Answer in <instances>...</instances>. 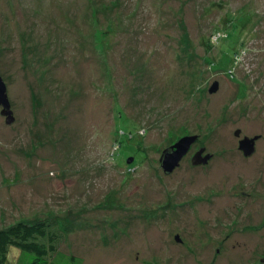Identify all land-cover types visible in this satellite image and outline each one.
Wrapping results in <instances>:
<instances>
[{"label":"rangeland","instance_id":"1","mask_svg":"<svg viewBox=\"0 0 264 264\" xmlns=\"http://www.w3.org/2000/svg\"><path fill=\"white\" fill-rule=\"evenodd\" d=\"M0 77V230L47 221L80 264H264V0H0Z\"/></svg>","mask_w":264,"mask_h":264},{"label":"trees","instance_id":"2","mask_svg":"<svg viewBox=\"0 0 264 264\" xmlns=\"http://www.w3.org/2000/svg\"><path fill=\"white\" fill-rule=\"evenodd\" d=\"M63 239V231L47 221H19L0 230V264L11 263L10 250L22 253L20 264H80L77 256L60 251Z\"/></svg>","mask_w":264,"mask_h":264},{"label":"water","instance_id":"3","mask_svg":"<svg viewBox=\"0 0 264 264\" xmlns=\"http://www.w3.org/2000/svg\"><path fill=\"white\" fill-rule=\"evenodd\" d=\"M217 87L218 84L216 82L211 86L209 92L210 93L214 92ZM0 107L2 108L0 112L3 116H5V121L7 123H11L14 118L7 97L6 86L1 77H0ZM239 134H240V130L239 129L235 130L234 135L238 136ZM257 138L258 136L252 138L245 136L241 138L238 142L239 150H241L245 156L251 155L254 151V142ZM195 139H196V135L183 137L169 148L163 150L159 162L165 174L170 173L175 167L179 165L181 158L186 154L190 145ZM200 153L201 151H198L194 155L192 159L193 164L206 163L207 159L210 157V155L201 157ZM132 159L133 158L130 156L127 159V163L131 162ZM174 239L178 242L181 241L178 235H175Z\"/></svg>","mask_w":264,"mask_h":264},{"label":"flooded vegetation","instance_id":"4","mask_svg":"<svg viewBox=\"0 0 264 264\" xmlns=\"http://www.w3.org/2000/svg\"><path fill=\"white\" fill-rule=\"evenodd\" d=\"M208 161H210V159H209ZM192 163H193V162H192ZM243 194H244V192H243ZM218 252H219V250L217 249L216 253H218Z\"/></svg>","mask_w":264,"mask_h":264}]
</instances>
